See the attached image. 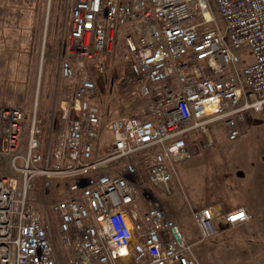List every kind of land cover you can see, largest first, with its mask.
<instances>
[{"label":"built area","instance_id":"built-area-1","mask_svg":"<svg viewBox=\"0 0 264 264\" xmlns=\"http://www.w3.org/2000/svg\"><path fill=\"white\" fill-rule=\"evenodd\" d=\"M118 43L124 89L136 87L149 114L113 119L112 150L94 159L101 121L84 71ZM62 54L71 105L53 149H42L35 115L0 107V264H59L52 222L30 194L37 178L65 174L75 181L49 208L76 264H201L154 189L170 191L191 136L222 122L235 140L238 121L264 109V0H72ZM193 211L196 243L251 220L244 208Z\"/></svg>","mask_w":264,"mask_h":264},{"label":"rangeland","instance_id":"rangeland-1","mask_svg":"<svg viewBox=\"0 0 264 264\" xmlns=\"http://www.w3.org/2000/svg\"><path fill=\"white\" fill-rule=\"evenodd\" d=\"M71 3L0 0V107L23 108L28 122L35 115L40 120L43 150L53 149L46 143L53 136L55 144L67 126L65 109L71 105L72 87L60 73V63ZM120 44L99 62L90 61L84 71L96 83L97 91L89 101L98 108L101 121L100 134L93 142L94 159L112 150L109 124L113 119L149 114L150 101L136 87L124 89L129 71ZM238 126L240 136L235 140L228 138L222 122L211 123L207 134L191 136L192 156L177 164L178 176L170 191L160 186L154 189L194 246L199 244L201 231L193 210L212 207L217 213H227L244 208L251 215L245 224L221 226L219 235L209 242L220 235L226 239L205 250L204 261L195 251L202 264H264V109L248 112ZM6 163L0 160L1 171ZM73 181L74 174L39 177L30 194L52 222L51 241L59 264H76L75 251L60 238L49 206L63 198L64 188Z\"/></svg>","mask_w":264,"mask_h":264},{"label":"crops","instance_id":"crops-1","mask_svg":"<svg viewBox=\"0 0 264 264\" xmlns=\"http://www.w3.org/2000/svg\"><path fill=\"white\" fill-rule=\"evenodd\" d=\"M169 214V213H168ZM170 215V214H169ZM170 217H171V215H170ZM173 219V218H172ZM174 220V219H173ZM176 222V221H175ZM177 223V222H176ZM226 238L223 236V235H220V236H218L217 237V239L216 240H214L213 242H207V243H199V244H197V245H195L194 247H195V250H194V252L195 251H197L196 253L198 254V256H200V258H201V260L202 261H204V259H203V252L205 251V250H210L211 248H212V246L213 245H216V243H223L224 242V240H225ZM195 253V254H196ZM201 262V261H200ZM202 264V263H201Z\"/></svg>","mask_w":264,"mask_h":264}]
</instances>
